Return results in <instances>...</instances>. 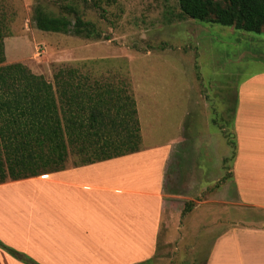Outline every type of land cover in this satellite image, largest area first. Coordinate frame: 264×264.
Segmentation results:
<instances>
[{
	"label": "crops",
	"instance_id": "crops-1",
	"mask_svg": "<svg viewBox=\"0 0 264 264\" xmlns=\"http://www.w3.org/2000/svg\"><path fill=\"white\" fill-rule=\"evenodd\" d=\"M244 89L231 118L213 119L229 151L203 135V155L192 148L187 109L177 137L143 146L134 97L138 151L1 182L0 241L19 254L0 246V264H183L190 240L199 264H264V74Z\"/></svg>",
	"mask_w": 264,
	"mask_h": 264
},
{
	"label": "rangeland",
	"instance_id": "rangeland-1",
	"mask_svg": "<svg viewBox=\"0 0 264 264\" xmlns=\"http://www.w3.org/2000/svg\"><path fill=\"white\" fill-rule=\"evenodd\" d=\"M69 6L92 21L99 35L46 32L36 26L38 7L74 22ZM0 8L11 34L5 38L8 63L20 61L52 82L59 67H77L92 79L114 83L128 79L143 116L145 147L177 137L187 109L193 113L189 130L198 133L190 139L192 148L203 155V135L210 149L218 138L220 152L229 151L213 119L231 118L244 84L264 74V33L189 18L178 0H0ZM206 101L217 107L214 112L203 109ZM67 162L82 159L71 153ZM188 243L183 249L189 259L183 264H199L194 241Z\"/></svg>",
	"mask_w": 264,
	"mask_h": 264
},
{
	"label": "trees",
	"instance_id": "trees-1",
	"mask_svg": "<svg viewBox=\"0 0 264 264\" xmlns=\"http://www.w3.org/2000/svg\"><path fill=\"white\" fill-rule=\"evenodd\" d=\"M178 2L189 18L264 33V0ZM69 8L74 22L36 8V26L46 32L72 31L88 38L99 35L92 21L84 20L75 6ZM10 36L6 13L0 8V183L63 169L71 153L86 163L141 148L137 105L128 79L114 83L92 79L77 67H59L52 82L20 61L2 65L5 38ZM224 136L234 157L236 137L228 132ZM192 204L188 202L185 210ZM0 246L19 254L1 241ZM24 261L40 264L29 257Z\"/></svg>",
	"mask_w": 264,
	"mask_h": 264
}]
</instances>
